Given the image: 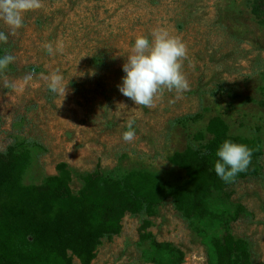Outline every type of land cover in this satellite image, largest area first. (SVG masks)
<instances>
[{"label":"rangeland","instance_id":"obj_1","mask_svg":"<svg viewBox=\"0 0 264 264\" xmlns=\"http://www.w3.org/2000/svg\"><path fill=\"white\" fill-rule=\"evenodd\" d=\"M254 3L42 0L40 9L24 15L15 35L0 21L8 36L7 43L0 42V57H15L0 74V152L14 144L30 149L34 158L23 177L28 186L58 174L61 159L54 152L61 148L74 162L68 164L74 194L97 168L112 178L147 170L179 185L186 173L169 158L187 148L203 149L211 137L206 134L199 143L194 136L205 131L210 118L221 116L231 135L259 137L263 155L254 176L214 192L211 208L226 215L233 237L247 241L252 264H264V26L253 13ZM157 29L185 44L182 72L189 88L179 94L164 90L148 108L135 105L118 86L135 38L151 41ZM45 43L52 44V54ZM97 52L105 57L94 62ZM56 71L67 85L64 99L44 79ZM170 99L168 108L164 100ZM129 120L136 134L130 143L122 138ZM201 232L169 199L150 216L126 214L121 233L102 240L92 264H155V243L180 250L182 264H212ZM205 233L220 236L222 230ZM74 263L80 264L76 258Z\"/></svg>","mask_w":264,"mask_h":264},{"label":"trees","instance_id":"obj_2","mask_svg":"<svg viewBox=\"0 0 264 264\" xmlns=\"http://www.w3.org/2000/svg\"><path fill=\"white\" fill-rule=\"evenodd\" d=\"M264 0H255L253 13L264 26ZM203 149L187 148L175 152L169 162L185 171L179 185L167 183L147 170H132L112 178L97 168L83 178V186L74 194L67 164L57 166L58 174L46 178L40 186L25 185L23 177L31 163V153L21 144L0 152V264H92L105 238L122 231L126 214L152 215L156 208L173 199L186 219L196 222L212 250V264H252L249 245L229 232V219L211 208L214 192L230 183L215 172L220 159L216 153L225 140L247 145L252 150L251 164L234 181L257 173L256 162L262 157L259 137L233 136L225 120L212 117L205 131L194 139ZM222 162V161H221ZM220 228V236L205 232ZM155 264H182L183 253L168 244L155 243ZM167 255L168 257H165Z\"/></svg>","mask_w":264,"mask_h":264},{"label":"clouds","instance_id":"obj_3","mask_svg":"<svg viewBox=\"0 0 264 264\" xmlns=\"http://www.w3.org/2000/svg\"><path fill=\"white\" fill-rule=\"evenodd\" d=\"M42 6V0H0V21L8 26L10 34L15 35L16 30L23 27L24 15ZM151 36V41L143 35L135 38L131 53L122 65L125 75L122 84L118 86L123 96L131 99L135 105L148 108L154 107L155 99L162 95L164 90H175L179 94L189 88L182 72V61L187 54L185 44L164 29L154 30ZM7 40L8 36L0 31V42L7 43ZM43 47L49 54L53 53L51 43H45ZM14 61L15 57L11 54L0 57V74H3ZM24 79L25 82L29 81L31 75ZM44 79L48 81V89L52 93L65 98L67 85L63 84V76L59 71L51 73ZM6 86L14 87L7 82ZM133 124L134 121L129 120L128 130L122 134L125 142L130 143L135 139ZM216 155L220 158L214 166L217 176L224 182L231 183L238 173L248 169L252 150L245 144L225 140Z\"/></svg>","mask_w":264,"mask_h":264},{"label":"crops","instance_id":"obj_4","mask_svg":"<svg viewBox=\"0 0 264 264\" xmlns=\"http://www.w3.org/2000/svg\"><path fill=\"white\" fill-rule=\"evenodd\" d=\"M145 32V31H144ZM148 33H149V31H148ZM149 35V34H148ZM150 36V35H149ZM102 61H104V59L103 58H101V60H99V62L98 63H100V62H102ZM95 62V61H94ZM49 100H51V99H49ZM164 103H166L168 106V108H170L171 107V99L170 100H164ZM221 117V116H220ZM211 119V118H210ZM209 119V120H210ZM226 122V121H225ZM242 137V136H241ZM28 150H30V149H28ZM30 153H31V163H32V160H33V158H34V156H33V154H32V152L30 151ZM54 155H55V157H57V158H60L61 159V161H60V164L61 163H65V164H67V167H68V164H74V162H72V159H71V155L70 154H68L67 153V151L66 150H64V148L62 149H59V150H57L56 149V151L54 152ZM30 163V164H31ZM95 171V170H94Z\"/></svg>","mask_w":264,"mask_h":264},{"label":"built area","instance_id":"obj_5","mask_svg":"<svg viewBox=\"0 0 264 264\" xmlns=\"http://www.w3.org/2000/svg\"><path fill=\"white\" fill-rule=\"evenodd\" d=\"M93 58L91 59L92 61L96 60L97 57H105L101 52H97L95 55L92 56Z\"/></svg>","mask_w":264,"mask_h":264}]
</instances>
